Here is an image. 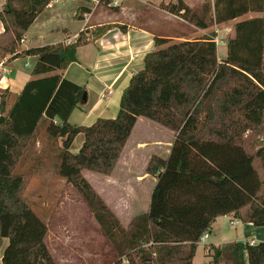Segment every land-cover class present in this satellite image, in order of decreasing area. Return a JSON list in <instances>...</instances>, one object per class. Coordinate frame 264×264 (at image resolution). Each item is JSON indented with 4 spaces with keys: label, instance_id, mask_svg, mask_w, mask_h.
<instances>
[{
    "label": "trees",
    "instance_id": "trees-1",
    "mask_svg": "<svg viewBox=\"0 0 264 264\" xmlns=\"http://www.w3.org/2000/svg\"><path fill=\"white\" fill-rule=\"evenodd\" d=\"M97 1L113 9V0ZM49 2L4 0L0 10V64L6 57L35 58L7 111L0 99V263L55 264L44 243L47 226L24 201V179L14 172L42 124L53 145L60 146L58 176L81 195L117 256L128 264H191L197 244L218 217L232 215L263 227L264 18L246 15L263 13L264 0H213L199 13L182 0L163 6L199 30L233 22L225 55L218 57L206 35L176 42L156 36L143 68L122 91L116 117L98 118L89 126L68 121L83 88L63 73L76 62L79 47L113 26H97L90 37L81 31L72 43L20 50ZM77 12L75 19L82 20L89 11ZM138 118L174 135L167 156L152 155L146 165L145 173L156 179L148 210L124 228L81 172L110 175ZM78 135L83 140L72 154ZM209 249L208 264H264L263 242Z\"/></svg>",
    "mask_w": 264,
    "mask_h": 264
},
{
    "label": "crops",
    "instance_id": "crops-1",
    "mask_svg": "<svg viewBox=\"0 0 264 264\" xmlns=\"http://www.w3.org/2000/svg\"><path fill=\"white\" fill-rule=\"evenodd\" d=\"M182 1L187 6L190 4V0ZM3 2L4 0H0V10ZM175 2L176 0H113V9H109L102 8L99 4H95L89 0H62L58 3L48 5L33 21L21 42L20 50L56 43H72L81 31H86L85 35L89 37L92 30L97 26H113L97 40L79 47L76 52V62L70 64L63 73L64 79L83 88L81 102L73 110L68 119L70 124L89 126L98 118L113 119L117 115L120 97L122 91L128 85L129 79L133 74L143 68L144 56L153 51V39L156 36L166 39L171 38L167 34L168 30H165L166 28L162 26L165 24L168 26L171 16L163 6ZM69 3H75L72 5V11L70 13L72 19H75V15L78 14V9H88L89 11L83 14V19L80 20L82 21V25L73 34H70L67 28L69 17L66 7ZM255 17L264 18V12L248 13L246 15L248 19ZM232 24L233 22L225 26V34L232 33ZM55 30L58 33L50 34L55 38H50V36L47 44L35 46L37 42L46 39L45 35ZM2 31L3 27L0 23V33ZM221 40L223 43L219 45L220 54L218 57H222L226 53V38L222 37ZM23 44H26V47H23ZM262 58L264 72V48ZM34 62V57L16 58L9 63V67L5 66L4 72L7 80L4 77L6 85L3 86V89H7L13 100L29 79L30 68ZM18 64L23 65L17 67ZM84 102L85 104H82ZM10 106H7V110ZM144 120L146 119L138 118L132 132L139 123L144 124ZM151 124L161 130L162 135L160 139H156L153 142L154 145L150 147L147 144L148 142L142 139H135L130 146V139L128 138L112 172L114 174L118 171V173L125 175L123 177L124 179L129 175L136 183L137 189L135 190L131 185L125 184L124 182V184L117 187L118 181L113 178L112 174L108 176L102 175L106 180V189L111 188V182L116 184L114 187L116 190L114 200L121 205L130 207V218L127 221V225L134 216L145 213L148 210L150 193L156 181L154 177L145 172L141 176H135L134 174L133 177L130 175L133 173V166L138 163L139 157L143 158L142 166L145 169L152 155H158L160 157L167 156L174 135L170 130L155 123ZM152 128L154 129V127ZM163 132H167L170 135H165ZM163 138L166 140H161ZM160 149H163L162 153ZM147 180L150 182V188L146 192V205L142 211H134L135 203L140 199L138 195L139 190H142L144 181ZM118 188L120 190L122 189V191H119ZM98 195L107 206L110 205L108 198L103 193L99 191ZM113 210L118 220L121 221L120 214L116 212L117 209ZM228 217H232V215H228ZM219 218L221 217L216 218L212 224L211 230L205 239L208 240V244L206 245L205 242L204 244L202 243L204 246L210 245V247L217 248L233 242L253 241L254 243H264V226L254 227L251 224L243 223H238V225H241V229L245 232H241L240 234H244V238H239L237 235L235 240H227L221 243L215 242V244L211 243L210 239H212V236H216L218 233L214 224Z\"/></svg>",
    "mask_w": 264,
    "mask_h": 264
},
{
    "label": "rangeland",
    "instance_id": "rangeland-1",
    "mask_svg": "<svg viewBox=\"0 0 264 264\" xmlns=\"http://www.w3.org/2000/svg\"><path fill=\"white\" fill-rule=\"evenodd\" d=\"M212 1L213 0H190L188 7L199 13L202 5L206 3L211 4ZM74 4L75 3H69L66 7L69 17L67 28L70 34H73L78 27L82 25V21L70 17L72 5ZM99 6L106 8L102 5ZM162 26L166 28L165 30H168L167 34L171 37V41L175 42L193 40L203 35L212 39L217 37L220 40L222 37L227 38L229 35L224 32L225 26H227L226 24L219 26L213 24L207 30H199L178 16L172 14L168 26L166 24ZM56 32L57 31L55 30L48 33L45 35L46 39L37 42L35 46L47 44L50 38H55L50 34ZM22 46L26 47V44H23ZM219 48L220 46H216L218 56L220 54ZM7 60L8 58L6 57L3 63L0 64V99H3L4 101L5 111H7V106H10L13 101V98L10 97L7 89H3V86L6 85L5 79L7 80L4 68L5 66L9 67V63L12 62L13 59L9 61ZM22 65L18 64L17 67ZM32 67L33 65L30 70ZM82 104H85V102ZM151 123L152 122L150 121L144 120V124L139 123L137 125L129 137L130 146L135 139H142L148 142V146L152 147L154 145L153 142L156 139H160V136L162 135L161 130ZM152 127H154V129ZM163 133L165 135H170L167 132ZM82 140L83 137L81 135L77 136L74 139L69 152L75 154L81 146ZM161 140L166 139L163 138ZM160 152L162 153L163 149H160ZM59 154L60 146L57 147L53 145V141L47 137L45 133V124H42L38 128L33 141L27 147L24 156L14 171L24 179L25 183L22 194L24 201L47 226L44 243L53 261L55 264H115L117 261H119L120 264H128L126 258H120L117 256L114 246L103 234L81 195L69 182L58 176L57 168L60 163ZM138 156L140 155L138 154ZM142 163L143 158L139 157L138 163L133 166V173L130 175L133 176L135 174V176H141L145 172ZM81 175L90 184L97 195L100 191L106 198H108V201L110 202V205L108 206L109 209L114 214L115 212L113 209H117L116 212L121 216V221L119 220V222L122 227L125 228L127 226V221L130 218V207L121 205L114 200L116 195L114 187L116 184L111 182V188L106 189V180L102 175L88 171H82ZM112 176L118 181L117 187L125 183L131 185L135 190L137 189L136 183L133 178L129 177V175L124 179L123 177H125V175L118 173L117 171L112 174ZM149 188L150 182L148 180L144 181V187L142 190H139L138 195L140 196V199L135 203L134 211L140 212L145 207L146 192ZM118 189L119 191H122V189ZM233 222H235V220L232 217L224 216L219 218L214 224L218 233L216 236H212V239H210L211 243L215 244V242L221 243L227 240H235L237 235L239 238H244V234L240 235L241 232L245 233L244 230L241 229V225L235 224L232 226L231 223ZM6 244L7 242L3 247H5ZM205 244H208V240H205ZM206 245L204 246L202 242L198 243L191 264H208L210 261L208 255L212 254V250L209 249L210 245ZM144 248L149 247L144 246ZM175 261H177V259ZM135 264L140 263L136 262Z\"/></svg>",
    "mask_w": 264,
    "mask_h": 264
},
{
    "label": "built area",
    "instance_id": "built-area-1",
    "mask_svg": "<svg viewBox=\"0 0 264 264\" xmlns=\"http://www.w3.org/2000/svg\"><path fill=\"white\" fill-rule=\"evenodd\" d=\"M62 0H50L49 4L48 5H51V4H54V3H58ZM92 2H94L95 4H98V1L97 0H92ZM216 46H219L223 43V41L220 39H218L217 37H214L212 40H211ZM22 42V41H21ZM27 66V64H25ZM240 223L239 221L235 220V222L231 223V225H235V224H238ZM207 238V234H205L199 242H202L204 244L205 242V239ZM251 245L254 244L253 241L249 242Z\"/></svg>",
    "mask_w": 264,
    "mask_h": 264
}]
</instances>
